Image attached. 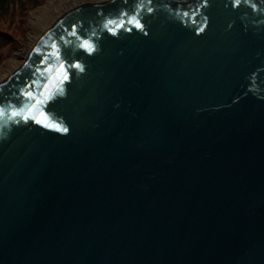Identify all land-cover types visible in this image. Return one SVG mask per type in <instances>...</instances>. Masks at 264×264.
I'll return each mask as SVG.
<instances>
[{"label": "water", "instance_id": "95a60500", "mask_svg": "<svg viewBox=\"0 0 264 264\" xmlns=\"http://www.w3.org/2000/svg\"><path fill=\"white\" fill-rule=\"evenodd\" d=\"M143 2L69 9L0 81L19 106L54 40L83 68L43 107L67 131L0 117V264H264V0Z\"/></svg>", "mask_w": 264, "mask_h": 264}, {"label": "snow or ice", "instance_id": "6c2138e0", "mask_svg": "<svg viewBox=\"0 0 264 264\" xmlns=\"http://www.w3.org/2000/svg\"><path fill=\"white\" fill-rule=\"evenodd\" d=\"M127 3V0H125ZM242 0H233V4L237 5ZM247 2V0H243ZM152 0H148V5H151ZM253 8L256 7L255 4L252 5ZM137 10L146 9L147 12H152L153 8L151 6H145L143 0H139L136 5ZM188 13H184L187 15ZM127 16L126 12L120 13V21L117 23L113 19H107L105 21L104 27L107 31L116 33L117 29L124 26L123 17ZM127 23L133 24L136 28L143 29L144 25L141 24L140 19L136 15L128 17ZM109 25H115V27H109ZM76 25L71 26V31L68 32L69 36H75L80 39L79 47L85 49L88 53H92L96 49V45L89 39L82 38L78 36L76 31ZM131 29H129L130 31ZM199 31V29H198ZM43 39V38H42ZM60 41L68 45L71 41L66 40L64 36H61ZM45 43H47L45 41ZM33 52L40 53L41 49L39 47L33 49ZM71 50L65 48L63 53L61 51V45L55 40L52 41L49 50L38 57V64L35 65L34 71L31 72V79H25L23 85L18 90V96L21 98L19 106H14L11 104L0 106V117H7L8 119L15 120V118L20 117L23 120H33L37 123L44 124L45 126L57 127L60 131H67L66 128L59 127L56 124L47 123V114L43 111V107L48 104L56 95L62 94L61 85L64 81L69 79V69L75 68L83 71L82 65L79 61L74 63H69L68 58L70 57ZM43 66V67H41ZM25 67H32L25 62ZM19 78V74H14ZM9 80L12 77L8 78ZM3 85H0V89Z\"/></svg>", "mask_w": 264, "mask_h": 264}, {"label": "rangeland", "instance_id": "374dc122", "mask_svg": "<svg viewBox=\"0 0 264 264\" xmlns=\"http://www.w3.org/2000/svg\"><path fill=\"white\" fill-rule=\"evenodd\" d=\"M78 5L108 0H23L21 7L9 6L0 14V31L8 33L0 47V81L17 69L27 53L50 26L66 11L70 2ZM15 4V3H14ZM73 8V7H72Z\"/></svg>", "mask_w": 264, "mask_h": 264}, {"label": "trees", "instance_id": "16d2710c", "mask_svg": "<svg viewBox=\"0 0 264 264\" xmlns=\"http://www.w3.org/2000/svg\"><path fill=\"white\" fill-rule=\"evenodd\" d=\"M37 1H38L37 3H41L43 0H37ZM22 4H24L23 0H0V14H1V12H3L2 11L3 8H5L7 10L8 7L12 6V5L15 7H18V8L21 7V9H22L23 8ZM7 34L8 33H6V32L0 31V47L3 46V44L6 43L7 38L10 37Z\"/></svg>", "mask_w": 264, "mask_h": 264}, {"label": "bare ground", "instance_id": "6f19581e", "mask_svg": "<svg viewBox=\"0 0 264 264\" xmlns=\"http://www.w3.org/2000/svg\"><path fill=\"white\" fill-rule=\"evenodd\" d=\"M70 5H71V8H72V7H75V6H77V4H76V3H74L73 1H72V2H70Z\"/></svg>", "mask_w": 264, "mask_h": 264}]
</instances>
